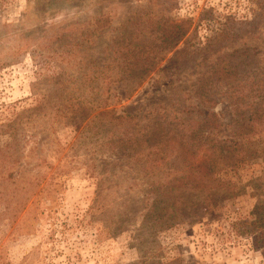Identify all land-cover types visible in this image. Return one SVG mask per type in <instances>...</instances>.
<instances>
[{
	"label": "rangeland",
	"instance_id": "rangeland-1",
	"mask_svg": "<svg viewBox=\"0 0 264 264\" xmlns=\"http://www.w3.org/2000/svg\"><path fill=\"white\" fill-rule=\"evenodd\" d=\"M100 19L94 60L128 37L157 54L112 84L108 109L158 136L177 114L215 115L229 136L231 104L221 95L199 105V79L224 63L238 65L229 79L247 77L250 61L264 69V0H0V264H264V223L253 225L264 213V156L220 174L219 192L190 186L184 213L164 221L152 188L170 179L164 155L123 156L106 120L75 129L77 101L95 92L80 56L66 52Z\"/></svg>",
	"mask_w": 264,
	"mask_h": 264
},
{
	"label": "trees",
	"instance_id": "trees-1",
	"mask_svg": "<svg viewBox=\"0 0 264 264\" xmlns=\"http://www.w3.org/2000/svg\"><path fill=\"white\" fill-rule=\"evenodd\" d=\"M104 21L98 20L94 30L84 33L81 39H74L67 48L68 59H77L80 56L84 70L87 71L84 76L89 79L88 84L95 92L92 99L77 101L76 106H80L81 114H78V119H73L75 129L92 128L97 126L98 120H106L110 126L108 134L113 137L112 145L123 156L132 160L142 156L147 158L145 162L149 159L153 162L152 156L164 155V161L168 162L166 165L170 179L165 183L156 182L152 186L157 190L155 193L159 194L155 202L164 207V221L178 219L184 213L181 211L186 209L184 206L187 188L192 186L203 190L208 188V193L219 192V188L214 187L213 183L220 174L236 168L248 158L264 156V148L254 147L252 144L253 139L264 138V77L258 78L260 74H264V69L256 61H250L249 65L253 67L248 71L247 77L244 75L241 80L229 79L228 77L236 74L238 65L229 68V65L224 63L214 75L204 74L199 79V105H213L214 98L221 95H226L224 101L231 104L234 114L233 120L227 126L231 128L229 136L226 137L225 133L221 132L223 125L215 115H208L203 120L196 121L181 118L179 114L174 120L164 123L163 133L158 136L150 126H141V121H136L135 116L127 112L118 115L108 109L112 96L110 93L114 89L115 92L118 91L116 85L112 84H120L136 75V72H146L147 68L156 63L157 54L152 53L148 45H136L133 42L135 39L128 37L114 45L113 54L107 60H94L90 52H95L92 48L96 47L104 31ZM172 34L167 33L166 40H172ZM63 57L67 59L65 55ZM101 63L104 67L100 66ZM250 77L253 79L247 81ZM104 79L112 81L104 85ZM112 88L114 89L111 90ZM116 97L117 95H113L112 99ZM94 113L96 115L93 117L91 114ZM107 125L102 124L101 127ZM163 147L164 151H160ZM152 162L146 163L148 168ZM191 180L194 182L191 183ZM198 182L199 186L196 185ZM204 204L205 202L195 201L192 207L206 208ZM185 215L187 216V213ZM254 218L253 225L264 223V213ZM258 229L264 235V226L261 225Z\"/></svg>",
	"mask_w": 264,
	"mask_h": 264
}]
</instances>
